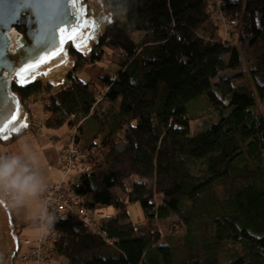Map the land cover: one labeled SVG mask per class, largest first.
<instances>
[{
  "label": "trees",
  "instance_id": "16d2710c",
  "mask_svg": "<svg viewBox=\"0 0 264 264\" xmlns=\"http://www.w3.org/2000/svg\"><path fill=\"white\" fill-rule=\"evenodd\" d=\"M104 2L112 20L88 54L70 49L65 83L12 84L29 112L47 98L41 126L66 125L90 163L71 190L93 219L58 218L48 264H264V0Z\"/></svg>",
  "mask_w": 264,
  "mask_h": 264
},
{
  "label": "water",
  "instance_id": "95a60500",
  "mask_svg": "<svg viewBox=\"0 0 264 264\" xmlns=\"http://www.w3.org/2000/svg\"><path fill=\"white\" fill-rule=\"evenodd\" d=\"M66 3L67 12L63 0H28V3L27 0H0V128L6 135V138H0V142L12 141L27 130L30 124L29 112L13 91L12 84L27 86L45 81L56 85L69 74L74 65L70 49L80 53L89 52L92 44L98 43L112 20L104 0H81L86 8L84 20L91 25L88 29L81 28L85 36H91L86 39V46L78 47L69 39L63 45L62 53L54 55L47 63L40 64L31 73H24L31 78L28 82L18 83L17 73L22 68L38 62L54 49L59 50L58 29L76 22V8L72 6L71 0H66ZM56 23L58 27L54 32L37 35L38 26L52 28ZM14 105L20 114L16 122L11 121ZM18 248L12 212L8 205L0 202V264H14Z\"/></svg>",
  "mask_w": 264,
  "mask_h": 264
},
{
  "label": "built area",
  "instance_id": "2783aa9c",
  "mask_svg": "<svg viewBox=\"0 0 264 264\" xmlns=\"http://www.w3.org/2000/svg\"><path fill=\"white\" fill-rule=\"evenodd\" d=\"M56 165L61 169L62 179L59 182L46 184L47 188L42 197V208H46L50 214L55 215L56 220L65 216L70 210H74L76 216L83 224L90 225L93 219V213L88 209L78 206L80 199L71 190V186L75 180L70 175L72 171L77 173L83 170L87 171L90 163L84 161L83 152L79 148V145L72 140L71 136L62 145ZM95 216L106 215L101 212H96V214L94 213ZM41 227L43 231L38 238L31 242L27 238L24 239V242L29 245L25 252H23L22 256L24 260L21 261L20 259L21 263L30 260L32 264H48L50 260L49 253L54 247L55 236L57 234L59 235V233L55 234L56 232L45 225H41Z\"/></svg>",
  "mask_w": 264,
  "mask_h": 264
},
{
  "label": "clouds",
  "instance_id": "9594fccd",
  "mask_svg": "<svg viewBox=\"0 0 264 264\" xmlns=\"http://www.w3.org/2000/svg\"><path fill=\"white\" fill-rule=\"evenodd\" d=\"M28 3V0H27ZM67 12L66 0H63ZM126 11L124 6L120 15ZM61 17L60 21H62ZM58 23L52 28L38 26L37 35L48 34L55 31ZM39 158L28 148L19 151L0 152V202L13 209H27L40 200L47 188L43 175L37 165ZM27 218L37 225L51 228L56 223V217L46 208L37 211L31 210Z\"/></svg>",
  "mask_w": 264,
  "mask_h": 264
},
{
  "label": "rangeland",
  "instance_id": "374dc122",
  "mask_svg": "<svg viewBox=\"0 0 264 264\" xmlns=\"http://www.w3.org/2000/svg\"><path fill=\"white\" fill-rule=\"evenodd\" d=\"M122 10L123 9H120V11L117 14V17L122 22L123 27L134 36V33L132 31L133 29L129 26V24L126 21L125 12L122 15H120V13L122 12ZM111 16H112V13H111ZM213 19H214L216 25L219 26L220 32H221V34L223 36H228V38H229L230 36H236L237 35V33H238L237 32L238 31V29H237L238 24H237L236 20H234L233 18L226 17V16L220 17L219 14H218V12L213 13ZM235 39H236V37H235ZM235 39H233L234 40L233 43L237 47L239 46V48H240V45L237 43V41ZM96 44L97 43L92 44L91 50L93 49V46L96 45ZM240 49L242 50V47ZM89 52L84 53V54H88ZM102 66L107 67V55H106V57L101 62H98V63H88L85 66V68L82 69L79 72L78 75H79L80 78L84 79L85 81L86 80H94L95 81V79L97 78V75H98L100 69L102 68ZM64 80H65V77L62 80H60L56 85H53V86H58V85H60L62 83H65ZM244 81H247V82L250 81V79H249V77H248L247 74L244 75ZM99 89H100L99 91H104L105 90L104 88H99ZM37 97H39V98H35L36 101H33V103L34 102H37V101L40 103L42 114L40 113V110H38V112L43 117V119L45 120V118L48 117V114L45 111V106H46V104H48L47 103L48 102L47 101V98H45L44 95L43 96L42 95H39ZM40 101H42V104H41ZM29 114H30L29 115L30 116V120L31 119H33L34 121L37 120L38 121V125L44 124L43 119L40 117V115H38V113H37L36 110H33L31 108ZM87 127H88L87 128V133L88 134H95V130H96V132H98V130H101V128L97 124L92 123V122H90L87 125ZM200 127H201V120L197 118L196 120L193 121V129L195 130V129H198ZM64 130H68V127H66V125H63L60 128L56 129V133H65ZM100 134H104V133L101 132ZM59 136L62 137L61 139H63V137H64V140L65 141L62 143V145L65 142L68 141V140H66V135L65 134H59ZM69 137H70V134H69ZM59 153H60V151H59ZM39 156L40 155H37V157H39ZM57 159H58V156H57ZM57 159H56V162H57ZM263 161H264V155H263ZM57 168H58V170L55 169V168L50 169V171H52V177H51V179H52V181L58 179L57 182H59L62 179V172H61V169L59 167H57ZM70 175L72 177H74L73 180H75L77 178V174L74 171H72L70 173ZM51 183H53V182H47L46 184H51ZM42 201L43 200L41 198V202ZM42 207H43V202H42ZM9 208H10L11 212L14 211L13 208H11V207H9ZM33 209L37 210L38 208H32L31 210H33ZM128 210H129V218L131 220L137 221V220L142 219V211H141V208H140V206H139L138 203H132V204H130L129 207H128ZM12 216H13V213H12ZM13 221L15 223V229H16V226L19 224V222H18V217L16 216L15 213H14ZM161 229H162L163 233L166 232V229H165L164 226H162ZM17 231H18V237H19V239H18L19 248H18L17 255L14 258V263L15 264H22L21 261L24 260L23 259V256H22L23 255V252H25V250L28 248V245H29V244H26L24 242V239L27 238L30 242L33 241V240H35L36 238H38L41 235V233L43 231V228L41 227V225L38 226L37 224H34L33 223V226L30 225V224H28V226H24L22 228L21 227H18L17 228ZM15 232H16V230H15ZM20 259H21V261H20ZM23 264H32V263L29 260L27 262H23Z\"/></svg>",
  "mask_w": 264,
  "mask_h": 264
},
{
  "label": "crops",
  "instance_id": "0c3cea01",
  "mask_svg": "<svg viewBox=\"0 0 264 264\" xmlns=\"http://www.w3.org/2000/svg\"><path fill=\"white\" fill-rule=\"evenodd\" d=\"M29 107L30 109L32 108L33 110H36L38 115H40L38 110H40V113L42 114L41 106L38 101L32 103ZM40 117L43 118L41 115ZM34 122L38 124L37 120ZM64 132L65 133H56V129H45L44 126L41 127V125H34L32 129L27 128L25 132L15 137L12 141L4 143L0 142V152L19 151L25 147L30 149L36 154V156L40 155L38 157L39 163L37 168L43 175L45 182H57L58 179L52 181V171H50V169L55 168L58 170L56 166V159L59 151L61 150L62 143L65 141L64 137L61 139L62 137L59 136V134H68V130H64ZM32 208H38L37 211L41 210V199L30 205L27 209H13V217L15 213L18 217L19 227L22 228L24 226H28V224L33 226V222L27 218Z\"/></svg>",
  "mask_w": 264,
  "mask_h": 264
},
{
  "label": "snow or ice",
  "instance_id": "6c2138e0",
  "mask_svg": "<svg viewBox=\"0 0 264 264\" xmlns=\"http://www.w3.org/2000/svg\"><path fill=\"white\" fill-rule=\"evenodd\" d=\"M72 6L76 8V22L71 26H63L58 29L60 34V45L59 50H53L52 53L46 54L41 57L38 62L30 63L27 67L22 68L18 73L17 77L18 83H25L31 78L25 76L24 73H31L34 68H38L40 64L47 63L49 59H52L54 55H59L64 51L63 45L71 39L78 47L86 46V39H90L91 36H85V33L81 31V28L88 29L91 25L84 20V15H86V8L81 4V0H71ZM80 5V7H77ZM34 75V73H33ZM20 118L19 110L16 105H14V114L11 116V121L16 122ZM0 138H6V135L2 128H0Z\"/></svg>",
  "mask_w": 264,
  "mask_h": 264
},
{
  "label": "flooded vegetation",
  "instance_id": "af4514ba",
  "mask_svg": "<svg viewBox=\"0 0 264 264\" xmlns=\"http://www.w3.org/2000/svg\"><path fill=\"white\" fill-rule=\"evenodd\" d=\"M15 230L17 231V228ZM17 236H18V232H17ZM18 239H19V237H18Z\"/></svg>",
  "mask_w": 264,
  "mask_h": 264
}]
</instances>
